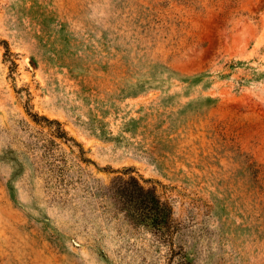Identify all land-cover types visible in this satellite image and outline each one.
Segmentation results:
<instances>
[{"label":"rangeland","instance_id":"374dc122","mask_svg":"<svg viewBox=\"0 0 264 264\" xmlns=\"http://www.w3.org/2000/svg\"><path fill=\"white\" fill-rule=\"evenodd\" d=\"M127 167L172 246L86 197ZM183 260L264 264V0H0V264Z\"/></svg>","mask_w":264,"mask_h":264},{"label":"trees","instance_id":"16d2710c","mask_svg":"<svg viewBox=\"0 0 264 264\" xmlns=\"http://www.w3.org/2000/svg\"><path fill=\"white\" fill-rule=\"evenodd\" d=\"M5 45L6 42L4 41ZM6 49L7 46H5ZM28 115L36 123L44 122L46 125H53L51 134L64 143L71 142L78 147L77 158L84 164L94 163L85 156L82 144L76 142L74 138L69 136L58 120H50L45 116H39L36 113L28 112ZM73 152V150H71ZM48 166L51 173L56 175V181H65L64 175L66 163L64 158H53L54 155L48 150L47 156ZM114 173L107 184H97L93 186H84L86 194L90 198L98 197L101 204L107 200L111 212L113 214H121L129 224L133 227L142 228L148 231L159 242L172 246L174 235L178 231V224L173 218V208L168 200H163L158 193L157 186H162L156 180L143 178L134 173L133 168L127 167L122 170H109ZM69 185L71 182H69ZM77 182H75L76 184ZM103 202V203H102ZM172 248H170L171 250ZM172 253H176L171 250ZM182 256L184 254L181 252ZM180 264H188L183 260Z\"/></svg>","mask_w":264,"mask_h":264}]
</instances>
